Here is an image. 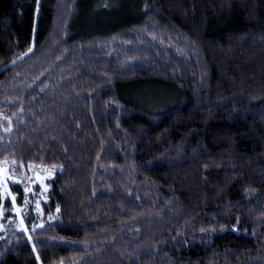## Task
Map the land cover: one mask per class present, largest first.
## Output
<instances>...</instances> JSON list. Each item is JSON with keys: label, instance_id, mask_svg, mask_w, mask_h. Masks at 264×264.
<instances>
[{"label": "trees", "instance_id": "16d2710c", "mask_svg": "<svg viewBox=\"0 0 264 264\" xmlns=\"http://www.w3.org/2000/svg\"><path fill=\"white\" fill-rule=\"evenodd\" d=\"M7 158L0 264H264V0H0Z\"/></svg>", "mask_w": 264, "mask_h": 264}, {"label": "rangeland", "instance_id": "374dc122", "mask_svg": "<svg viewBox=\"0 0 264 264\" xmlns=\"http://www.w3.org/2000/svg\"><path fill=\"white\" fill-rule=\"evenodd\" d=\"M56 167H46L42 165H28L27 167L17 163L12 158L0 160V190L4 197L11 200L12 212L3 215L0 209V219L4 223L18 224L19 228H26V218L32 220L34 225H39L41 217L44 214L42 202L49 198L51 181L54 179ZM13 183L21 184L27 194L22 206L16 205V192L11 190ZM6 214V213H5ZM29 219L28 222L29 223ZM30 224V223H29ZM32 225V224H31Z\"/></svg>", "mask_w": 264, "mask_h": 264}]
</instances>
